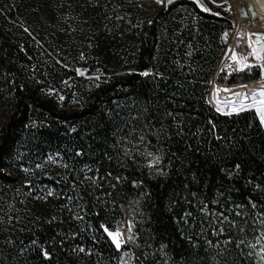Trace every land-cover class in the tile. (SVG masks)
Returning a JSON list of instances; mask_svg holds the SVG:
<instances>
[{
    "label": "trees",
    "instance_id": "1",
    "mask_svg": "<svg viewBox=\"0 0 264 264\" xmlns=\"http://www.w3.org/2000/svg\"><path fill=\"white\" fill-rule=\"evenodd\" d=\"M201 3L0 0V264H263L264 126L209 102L262 72Z\"/></svg>",
    "mask_w": 264,
    "mask_h": 264
},
{
    "label": "snow or ice",
    "instance_id": "2",
    "mask_svg": "<svg viewBox=\"0 0 264 264\" xmlns=\"http://www.w3.org/2000/svg\"><path fill=\"white\" fill-rule=\"evenodd\" d=\"M195 2L202 8L203 11L207 12L210 11L209 8L205 7L201 0H195ZM213 3H216V0H212ZM156 3L158 4H173L174 0H156ZM230 10V8H229ZM219 15V13H217ZM253 17L255 18V10L253 9ZM261 37H257V43H259V40ZM249 47L251 48V52L248 53V56H251L255 59V61L258 62V67L264 71V44H261L259 47H253L252 41H249ZM248 56L244 55H237L234 51H232V54L230 56V59L234 62L236 65L235 71L241 72L244 70H251V68L254 66L252 63L249 62ZM228 67H233V65H228ZM143 75L148 76V72H144ZM241 87H246L245 85H241ZM217 92L220 91V89H216ZM225 92H231L232 90L225 87L223 89ZM232 95L235 97V99L230 100H224L221 101L218 97H214L216 101V111L220 112L225 115H239L241 112L247 111L249 109H253L255 111L256 116L259 119L260 126H264V89H261L259 93L253 92L249 96V94L245 92H233ZM61 99H63L61 97ZM210 103L212 101H209ZM171 115V113H169ZM217 139H220V137H217ZM140 142L144 141V137H139ZM125 155H128L127 152H125ZM148 156H152L153 154L151 152L147 153ZM159 156L153 157L152 161H150V166L153 163H158L160 161ZM239 165H236V169H239ZM161 174H163L161 172ZM119 179V177L117 178ZM51 195V193H49ZM255 207V205H253ZM54 219V218H53ZM104 232L107 233V236L111 239L112 243L115 245L116 249H121L123 244L128 243L133 239L131 235H125L119 228L113 230H109V228L106 225H101ZM129 232H131V225H129ZM35 243V241L33 242ZM80 251H83V249H80ZM261 253H264V248L261 249ZM44 256L46 258L49 257V253L47 251H44ZM127 254V253H126ZM264 259V255L261 257Z\"/></svg>",
    "mask_w": 264,
    "mask_h": 264
},
{
    "label": "rangeland",
    "instance_id": "3",
    "mask_svg": "<svg viewBox=\"0 0 264 264\" xmlns=\"http://www.w3.org/2000/svg\"><path fill=\"white\" fill-rule=\"evenodd\" d=\"M203 1L208 3L210 6H225L226 11L230 12L232 14V18H233V20H235V22H234V31H233V34H232L230 40H229V42H231L233 40V38L236 36L237 31H238L237 25H236V20H238L239 14H238V11L235 7V4L238 0H216V3H213L212 0H203ZM242 1L244 2V0H242ZM137 2H138V5L141 6V8L145 14H150L155 10V8H158V7L163 5V4L156 3L154 0H137ZM256 2H257V6L260 8V11H263V13H264V0H256ZM244 5L246 6L247 4L244 3ZM229 8H230V10H229ZM237 23H238V21H237ZM249 27L252 29H255L254 28L255 26L248 24L238 31L239 35H240V37H241V39H242V41L246 47V56H248V53L251 52V48L246 45L247 37L249 38V36L254 34L253 31L252 32L250 31ZM256 29H258V27ZM248 31H249V34H248ZM228 45H229V43H228ZM230 51H231L230 47H228L219 71H221L223 66H225L226 64H228V65L231 64V65L236 67L234 62L230 59ZM248 58H249V61L253 65H255L254 67L258 66V62L255 61V59L253 57L248 56ZM77 72L79 75H81L85 78H88V79H97L101 75V71L98 67L89 68V67H84V66L78 65L77 66ZM261 72H262V79L260 81H256L258 86L246 85L248 88L249 95H251V93H253V91L259 92L261 89H264V71L261 70ZM249 83H251V82H249ZM217 84L219 86L231 87V86H227V85H221L217 81L213 82V88H212L211 95H210V101H212L211 105L215 110H216V102L214 100V90H215V87ZM241 84H247V83H239V84H235L232 86L241 85ZM251 110H253V109H251ZM4 120H5V114L0 113V126L3 124ZM122 232L125 233L126 236L128 235L127 229L122 230ZM263 264H264V262H263Z\"/></svg>",
    "mask_w": 264,
    "mask_h": 264
},
{
    "label": "bare ground",
    "instance_id": "4",
    "mask_svg": "<svg viewBox=\"0 0 264 264\" xmlns=\"http://www.w3.org/2000/svg\"><path fill=\"white\" fill-rule=\"evenodd\" d=\"M154 1L156 2V0H154ZM244 3H246V0H244V2L242 0H238L236 2V4H235V7H236V9L238 11V14H239V17H238V20H237L238 21V28H237L238 31L244 27V24L242 22L243 18L241 16V10H240V6L242 4H244ZM255 5L257 6L256 0H255ZM257 8H258L259 14H261V15L264 16L263 11H260V8L258 6H257ZM250 19H251V17H250ZM257 30L258 31L261 30V32H258V31H255V29H252V31L254 32V34L251 35V36H249V38L247 37L246 45L248 47H249V41L250 40L252 41L253 47H257V45L255 44L256 38L258 36L264 38V26L259 25ZM238 31H237L236 36L229 43V47H230V50H231L230 51V56L232 54V51H234L237 55H244V56H246V53H245L246 52V47H245V44L243 43V41H242V39H241ZM219 73H220V71H219ZM224 88H225L224 86H219L217 84L216 87H215V90H214V97H218L221 101H224V100L235 99V97L232 95L233 92H245V93L249 94L247 86L246 87H241V85H236V86L227 87V88H229V89L232 90L231 92H225V91H223ZM216 89H220V91L217 92ZM253 92L259 93L258 91H253Z\"/></svg>",
    "mask_w": 264,
    "mask_h": 264
},
{
    "label": "water",
    "instance_id": "5",
    "mask_svg": "<svg viewBox=\"0 0 264 264\" xmlns=\"http://www.w3.org/2000/svg\"><path fill=\"white\" fill-rule=\"evenodd\" d=\"M247 6H240L242 22L244 25L251 24L252 26H264V16L259 14L258 8L255 5V0H246ZM253 9L255 10V18L253 17ZM251 17V19H250ZM257 19V20H256ZM229 46V45H228Z\"/></svg>",
    "mask_w": 264,
    "mask_h": 264
},
{
    "label": "built area",
    "instance_id": "6",
    "mask_svg": "<svg viewBox=\"0 0 264 264\" xmlns=\"http://www.w3.org/2000/svg\"><path fill=\"white\" fill-rule=\"evenodd\" d=\"M234 22H235V20H233ZM236 25H237V28H238V23H237V20H236ZM246 25H244V27H245ZM258 27V26H257ZM257 27H254L255 28V31H258L256 28ZM249 29H250V31L252 32V28H250L249 27ZM258 32H261V30L260 31H258ZM248 34H249V31H248ZM260 37V36H259ZM230 43V42H229ZM255 44L257 45V47H259L261 44H264V38H262L261 37V39L259 40V43H257V38H256V41H255ZM229 47V46H228ZM246 53V52H245ZM248 60H249V58H248ZM251 63V62H250ZM255 66V65H254ZM254 66L252 67V68H254ZM258 67V66H257ZM245 71V70H244ZM241 72H243V71H241ZM256 85V86H258V84H257V82H251V83H247V84H241V85Z\"/></svg>",
    "mask_w": 264,
    "mask_h": 264
}]
</instances>
